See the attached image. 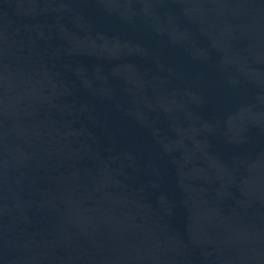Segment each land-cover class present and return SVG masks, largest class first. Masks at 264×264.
Wrapping results in <instances>:
<instances>
[{"label":"water","instance_id":"1","mask_svg":"<svg viewBox=\"0 0 264 264\" xmlns=\"http://www.w3.org/2000/svg\"><path fill=\"white\" fill-rule=\"evenodd\" d=\"M0 264H264V0H0Z\"/></svg>","mask_w":264,"mask_h":264}]
</instances>
